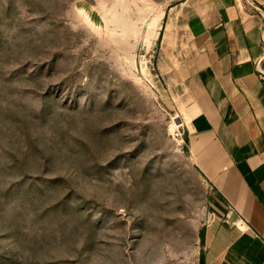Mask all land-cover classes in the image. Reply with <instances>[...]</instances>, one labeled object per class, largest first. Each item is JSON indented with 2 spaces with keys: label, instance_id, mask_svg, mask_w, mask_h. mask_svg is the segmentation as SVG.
Here are the masks:
<instances>
[{
  "label": "rangeland",
  "instance_id": "obj_1",
  "mask_svg": "<svg viewBox=\"0 0 264 264\" xmlns=\"http://www.w3.org/2000/svg\"><path fill=\"white\" fill-rule=\"evenodd\" d=\"M176 2L0 0V264L203 263Z\"/></svg>",
  "mask_w": 264,
  "mask_h": 264
},
{
  "label": "crops",
  "instance_id": "obj_2",
  "mask_svg": "<svg viewBox=\"0 0 264 264\" xmlns=\"http://www.w3.org/2000/svg\"><path fill=\"white\" fill-rule=\"evenodd\" d=\"M165 25L193 163L216 193L202 264H264V0H177Z\"/></svg>",
  "mask_w": 264,
  "mask_h": 264
},
{
  "label": "built area",
  "instance_id": "obj_3",
  "mask_svg": "<svg viewBox=\"0 0 264 264\" xmlns=\"http://www.w3.org/2000/svg\"><path fill=\"white\" fill-rule=\"evenodd\" d=\"M260 15H261L260 41L264 49V13H261ZM255 67L259 77L264 78V56L256 60Z\"/></svg>",
  "mask_w": 264,
  "mask_h": 264
}]
</instances>
